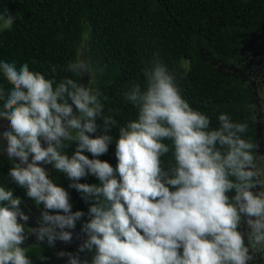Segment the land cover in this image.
<instances>
[{
    "label": "clouds",
    "instance_id": "9594fccd",
    "mask_svg": "<svg viewBox=\"0 0 264 264\" xmlns=\"http://www.w3.org/2000/svg\"><path fill=\"white\" fill-rule=\"evenodd\" d=\"M14 19L0 14V33L10 31ZM85 27L75 58L49 69L53 76L58 70L70 74L59 82L28 63L0 61V74L11 85H0V120L8 122L0 133L6 148L0 150L11 162L8 177L44 207L38 227L26 229L29 216L20 209L21 199L0 186V264H33L30 253L46 260L36 246L21 247L28 236L49 246L70 243L66 229H75L85 215L72 212L69 193L41 164L66 174L69 187L90 202L82 225L87 239L78 253L94 249L91 264H249L264 255V156L247 135L248 121L221 113L213 126L184 98L182 72L159 54L143 70V83L131 81L122 92L136 119L118 128L116 168L83 154H106L117 128V120L104 114L96 86L103 69L84 52L91 31ZM85 76L87 86L81 83ZM98 130L101 135H89ZM72 144L69 155L65 150ZM88 175L100 183L78 182ZM242 224L245 233L238 231ZM58 256L68 257V264H88L79 254Z\"/></svg>",
    "mask_w": 264,
    "mask_h": 264
},
{
    "label": "trees",
    "instance_id": "16d2710c",
    "mask_svg": "<svg viewBox=\"0 0 264 264\" xmlns=\"http://www.w3.org/2000/svg\"><path fill=\"white\" fill-rule=\"evenodd\" d=\"M7 12L15 19L10 31L0 33V61L16 62L17 67L28 63L30 70L57 82L70 74L58 70L53 76L49 69L75 58L85 25L90 27L84 52L94 66L103 69L96 86L102 92L104 114L117 120L108 152L99 157L83 153L90 159L106 161L116 168L118 128L136 119L135 108L124 101L122 92L131 81L143 83V70L150 67L155 54L170 69L182 72L184 98L194 110L208 115L213 126L221 113L230 115L233 121L247 120V135L258 145L255 151L259 155L261 142L255 128L256 115L249 106L248 87L213 64L234 63L244 44L264 47L263 42H256L264 35V0H0V14ZM0 85L11 88L2 74ZM103 96L108 99L103 100ZM101 134L98 130L89 135L95 138ZM75 147L72 144L66 153L71 155ZM10 167L8 156L0 150V186L12 190L21 202L29 200L26 190L10 181ZM116 178L119 179L118 174ZM49 179L69 193L72 212L85 214L75 228L86 240L82 225L89 219L90 202L86 203L81 193L69 187L72 181L66 174L54 169ZM78 182L100 183L92 175ZM242 227L248 231L246 224L238 231ZM33 246L47 258L40 261L30 253L33 264H68L58 256V246H49L45 240L25 248ZM94 255V249L86 250L80 258L91 264Z\"/></svg>",
    "mask_w": 264,
    "mask_h": 264
},
{
    "label": "rangeland",
    "instance_id": "374dc122",
    "mask_svg": "<svg viewBox=\"0 0 264 264\" xmlns=\"http://www.w3.org/2000/svg\"><path fill=\"white\" fill-rule=\"evenodd\" d=\"M264 43V35L257 38L256 42ZM256 42L254 44H256ZM213 66L219 71L226 72L237 78H239L249 89L251 93V98L249 101V106L256 115L255 128L259 133V155L264 156V47H252L250 44H244V50L239 52L236 56L234 63H214ZM89 77L85 76L82 78L81 83L87 86ZM74 108V113H75ZM8 122L0 120V133L6 130ZM43 144V141H42ZM0 145H3V148H6V141L2 140L0 137ZM46 146V145H44ZM4 155L7 156L6 151L1 150ZM31 159V158H30ZM14 161L19 163L18 160ZM49 173V178L52 175L54 167L52 165L41 164L39 165ZM259 187L254 189V192H258ZM20 209L24 212L25 215L29 216V220L25 223V228H35L38 227L37 221L40 219L41 212L44 210L43 204L39 207L36 206L34 200H26L21 202ZM50 214H62V212L50 211ZM245 228V226H244ZM67 231L72 232V240L70 243H65L62 241H56L55 246H58L60 252H69L73 254H79L80 257H83V253H78L79 246L85 241L82 234L78 228L75 229H66ZM241 233L247 232L243 227L240 229ZM27 235V233H26ZM247 243V238H245ZM39 243L36 240L34 235L28 236L25 242L21 247L25 248L29 244ZM64 263H67L68 257H64L62 260ZM264 264V255H258L254 261H250L249 264L258 263Z\"/></svg>",
    "mask_w": 264,
    "mask_h": 264
}]
</instances>
